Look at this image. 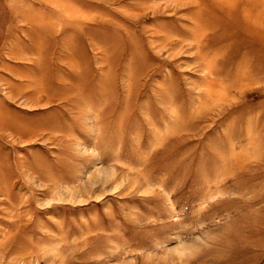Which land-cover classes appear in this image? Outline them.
Masks as SVG:
<instances>
[{
    "label": "rangeland",
    "instance_id": "obj_1",
    "mask_svg": "<svg viewBox=\"0 0 264 264\" xmlns=\"http://www.w3.org/2000/svg\"><path fill=\"white\" fill-rule=\"evenodd\" d=\"M0 264H264V0H0Z\"/></svg>",
    "mask_w": 264,
    "mask_h": 264
}]
</instances>
